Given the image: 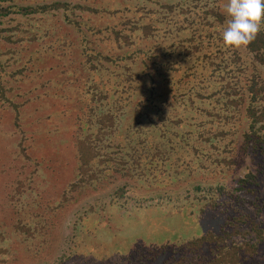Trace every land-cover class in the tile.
<instances>
[{
    "label": "trees",
    "instance_id": "trees-1",
    "mask_svg": "<svg viewBox=\"0 0 264 264\" xmlns=\"http://www.w3.org/2000/svg\"><path fill=\"white\" fill-rule=\"evenodd\" d=\"M225 2L0 0V114L21 159L42 141L53 151L37 163L70 165L65 200L116 177L124 193L250 164L233 191L251 200L219 233L100 259L69 248L56 264H264V24L249 53L228 49Z\"/></svg>",
    "mask_w": 264,
    "mask_h": 264
},
{
    "label": "rangeland",
    "instance_id": "rangeland-1",
    "mask_svg": "<svg viewBox=\"0 0 264 264\" xmlns=\"http://www.w3.org/2000/svg\"><path fill=\"white\" fill-rule=\"evenodd\" d=\"M26 108L36 121L40 113L35 115V105ZM7 121L8 116L0 114V233L4 238L0 264H56L62 255L70 254L69 248L78 259H100L138 248L184 243L219 233L226 220L237 217L251 200L250 195L233 191L234 181L250 166L248 160L235 170L198 174L164 189H147L128 181L130 185L121 193L119 188L126 181L116 177L94 189H77L65 200V184L72 177L70 165L56 160L42 166L37 163L53 151L42 141L28 151L31 160L21 159L19 136L10 135ZM33 169L40 174L31 175ZM28 177L32 191L19 194L18 182L26 190ZM196 185L201 187L198 194L193 190ZM17 223L29 227L32 236L16 233L12 225Z\"/></svg>",
    "mask_w": 264,
    "mask_h": 264
},
{
    "label": "clouds",
    "instance_id": "clouds-1",
    "mask_svg": "<svg viewBox=\"0 0 264 264\" xmlns=\"http://www.w3.org/2000/svg\"><path fill=\"white\" fill-rule=\"evenodd\" d=\"M223 11L226 15L221 33L224 45L241 55L249 53L264 24V0H226Z\"/></svg>",
    "mask_w": 264,
    "mask_h": 264
}]
</instances>
